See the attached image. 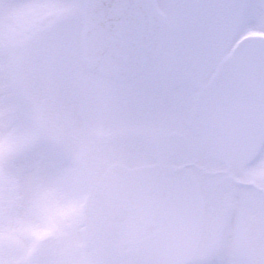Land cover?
Masks as SVG:
<instances>
[{
  "label": "snow or ice",
  "instance_id": "1",
  "mask_svg": "<svg viewBox=\"0 0 264 264\" xmlns=\"http://www.w3.org/2000/svg\"><path fill=\"white\" fill-rule=\"evenodd\" d=\"M0 264H264V0H0Z\"/></svg>",
  "mask_w": 264,
  "mask_h": 264
}]
</instances>
